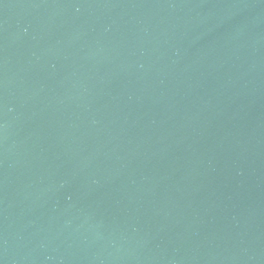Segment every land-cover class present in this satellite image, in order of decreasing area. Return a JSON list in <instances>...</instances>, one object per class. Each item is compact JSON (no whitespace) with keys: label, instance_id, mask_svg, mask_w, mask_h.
Wrapping results in <instances>:
<instances>
[{"label":"water","instance_id":"95a60500","mask_svg":"<svg viewBox=\"0 0 264 264\" xmlns=\"http://www.w3.org/2000/svg\"><path fill=\"white\" fill-rule=\"evenodd\" d=\"M0 264H264V0H0Z\"/></svg>","mask_w":264,"mask_h":264}]
</instances>
